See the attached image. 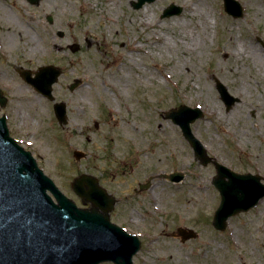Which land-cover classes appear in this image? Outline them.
<instances>
[{
	"label": "rangeland",
	"instance_id": "rangeland-1",
	"mask_svg": "<svg viewBox=\"0 0 264 264\" xmlns=\"http://www.w3.org/2000/svg\"><path fill=\"white\" fill-rule=\"evenodd\" d=\"M135 1L116 0V14L109 15L105 0H0V41L9 42L8 51H0V89L8 100L0 114L10 135L79 207L90 205L74 194L72 180L81 174L98 179L116 198L111 220L142 242L134 264H199L195 255L206 248L207 264H264V198L230 218L225 231L215 230V169L194 159L179 127L163 114L179 105L199 107L204 117L191 129L208 156L264 178V52L258 41L264 42V0H243L242 19L229 17L222 0H155L134 9ZM171 3L182 13L162 19ZM29 15L53 36L50 49L34 31L37 48L23 35ZM45 65L63 71L53 96L67 106L65 127L52 102L16 71ZM215 78L240 98L229 111ZM75 79L81 84L70 91ZM74 150L85 157L75 160ZM174 171L185 175L182 182L165 178ZM147 182V189L138 188ZM179 226L197 238L182 243L172 237Z\"/></svg>",
	"mask_w": 264,
	"mask_h": 264
},
{
	"label": "water",
	"instance_id": "water-1",
	"mask_svg": "<svg viewBox=\"0 0 264 264\" xmlns=\"http://www.w3.org/2000/svg\"><path fill=\"white\" fill-rule=\"evenodd\" d=\"M38 1L29 0L31 3ZM153 1L137 0L133 7L139 9ZM223 2L225 12L234 18L242 16L237 1ZM181 12L182 8L171 4L161 17H171ZM71 50L77 51L78 46H72ZM20 74L39 93L53 100L52 85L61 75L59 68L41 67L34 73V78L30 77V71ZM215 82L221 100L230 109L238 99L232 97L218 80ZM77 85L76 80L70 90ZM4 101L0 97L2 104ZM54 112L59 123L66 124L65 104H55ZM165 116L179 125L195 157L203 165L214 164L217 176L213 179V185L220 193L221 202L213 225L216 229L224 230L229 217L248 211L264 197L261 178L235 174L206 156L190 130V124L202 117L199 109L180 106L165 112ZM74 157L79 160L83 153L75 151ZM167 177L172 182L183 179V175L178 173ZM71 186L84 202L93 205L91 210L77 208L60 193L37 167L31 154L9 137L5 117L0 118V264H99L104 261L132 264V257L138 252L140 242L137 237L128 235L109 222L108 212L113 208V198L108 197L90 176L81 175L74 179ZM47 191L55 197L57 204ZM178 233L184 240L194 236L191 231L183 229H179Z\"/></svg>",
	"mask_w": 264,
	"mask_h": 264
},
{
	"label": "bare ground",
	"instance_id": "bare-ground-1",
	"mask_svg": "<svg viewBox=\"0 0 264 264\" xmlns=\"http://www.w3.org/2000/svg\"><path fill=\"white\" fill-rule=\"evenodd\" d=\"M106 2V6H107V14L109 15H115L116 14V10H117V2L116 0H105ZM204 6V2H202V7ZM205 10H202L201 8V12L203 11V22H202V26H203V30L206 32L208 31L209 27H210V23H209V18H210V14H209V9L208 7H205ZM146 14V13H145ZM112 18V17H110ZM23 24L25 26V30L22 31L23 35L28 38V42L30 43V46L32 48H37L38 47V41L37 39H35L32 36L31 30L34 31L36 33V35H38V37L40 38L42 44L44 45V47L50 49L52 47L53 43V39H52V35L45 31L43 32V28L40 26V24L38 22L34 21V17L29 15L27 17H23ZM29 29V30H27ZM159 37H157L158 39ZM8 44L9 42L6 40H2L0 42V49L3 52H7L8 51ZM166 47V40L163 42V44L161 45V49H163V47ZM137 52H142L145 54V50L142 49V47H138L134 49ZM147 52V51H146ZM236 58V54L232 55ZM208 255L209 252L207 250V248L205 249L204 253H202V251L199 252L198 257H199V264H207L208 263ZM206 258V259H205ZM231 260L234 258V253L230 255L229 257ZM218 262H223V260H219L218 258H215ZM207 261V262H206Z\"/></svg>",
	"mask_w": 264,
	"mask_h": 264
},
{
	"label": "flooded vegetation",
	"instance_id": "flooded-vegetation-1",
	"mask_svg": "<svg viewBox=\"0 0 264 264\" xmlns=\"http://www.w3.org/2000/svg\"><path fill=\"white\" fill-rule=\"evenodd\" d=\"M241 3H242V5L244 6V8H245V3H244V1L243 0H241ZM260 46H261V48L263 49V46L260 44ZM264 50V49H263Z\"/></svg>",
	"mask_w": 264,
	"mask_h": 264
}]
</instances>
